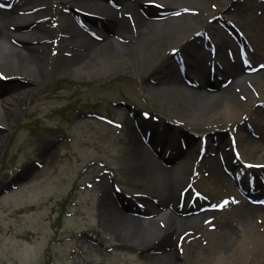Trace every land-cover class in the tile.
Wrapping results in <instances>:
<instances>
[{
  "label": "rangeland",
  "instance_id": "374dc122",
  "mask_svg": "<svg viewBox=\"0 0 264 264\" xmlns=\"http://www.w3.org/2000/svg\"><path fill=\"white\" fill-rule=\"evenodd\" d=\"M21 1L7 0L6 4L23 16L28 12L20 9ZM51 1L54 9L69 13L75 8L78 13L75 20L82 17L92 26L91 19L106 17L95 15L87 7H77L72 0ZM250 1L207 0L200 12L204 22L218 19L215 25L228 39L226 54L238 58L242 53L237 48L243 39L236 18L246 15L264 18V0H256L261 3L259 6L255 0ZM250 3L253 9L248 8ZM152 4L161 14L155 18L168 15L169 11L163 9L162 3L153 1ZM227 9H230L229 16L223 15ZM245 10L246 15H243ZM42 20L22 29L52 34L49 40L53 43L42 55L49 72L37 80L11 128L5 127L0 116V132L7 133L0 145V264H172L171 248H176L183 264H198L197 253L200 246L207 245V237H173L171 246L157 248L154 242L158 239L154 236L133 235L123 228L106 224L108 213L102 203L106 194L103 183H107L112 196L122 200L120 203L133 204L131 212L141 218L152 217L146 210L151 204L147 200L156 203L161 197L152 182L135 176L142 158L134 154L127 125L133 124L139 132L138 124L163 128L178 124L170 107H164L160 96L145 87L149 71L134 64L138 61L131 54V46L117 48L118 42L127 41L115 36L107 43L108 50L122 52V56L135 65L131 70L119 69L88 77L71 76L57 64V57L70 46L71 34L61 26L57 14ZM77 24L79 26V22ZM199 30L195 29L192 35L200 34L206 39L209 31ZM175 43L166 41L162 44L150 62L154 63L158 58L156 63L161 64L176 49L172 47ZM204 46L212 57H208L205 64L206 69H210L220 58L213 43L208 41ZM196 59L200 62L198 57ZM51 66L56 70H51ZM14 69L19 68L0 62V95L7 89L27 86L30 78L25 75L14 78L10 73ZM179 73L185 75L183 71ZM261 102L256 101L255 105ZM0 108L2 110L1 103ZM245 130L258 138L257 128L250 126ZM215 131L227 134V140L233 137V126L226 122L204 127L200 134ZM144 142L154 155L150 143ZM210 143L214 146L216 141ZM229 144L227 162L234 166L227 163L228 168L220 157L222 168L232 178L239 168L248 182L254 171L260 170L253 167L252 162L250 166L249 160H244L239 144ZM156 146L159 143L154 141V149ZM154 157L160 159L156 154ZM179 162V158L174 161L175 164ZM204 164L199 160L189 166L184 175L186 180L180 183L177 192L181 197L190 188L197 192L202 204L210 205L222 195L223 183ZM187 178L188 183L182 188ZM257 225L264 227V221ZM136 242H144V246H134Z\"/></svg>",
  "mask_w": 264,
  "mask_h": 264
},
{
  "label": "bare ground",
  "instance_id": "6f19581e",
  "mask_svg": "<svg viewBox=\"0 0 264 264\" xmlns=\"http://www.w3.org/2000/svg\"><path fill=\"white\" fill-rule=\"evenodd\" d=\"M153 1L162 3L163 9L169 11L168 15L155 18L161 14L152 4ZM3 2L4 0H0V62L19 68L10 72L14 78L21 75L30 78L27 86L7 89L0 95V116L5 127L11 128L37 80L49 72L42 55L53 43L49 40L52 34L24 31L22 28L57 14L62 22L61 26L71 34L70 46L57 57V64L74 77L102 75L119 69L131 70L135 65L132 66V62L125 59L122 52L120 54L118 50H108L107 47L113 37L125 38L127 43L118 42L117 48L131 46V54L138 61L134 64L149 71V81H144L145 87L160 96L163 106L170 107V113L178 122L177 125L168 124L166 129L173 136L184 134L190 140L183 149L158 159L151 154L136 127L127 123L134 154L137 158H142L135 176L152 182L161 197L156 203L147 200L151 204L146 210L152 217L141 218L132 213L133 204L125 206L120 203L122 200H117L114 194L112 196L107 183H103L106 194L102 203L108 213L106 224L120 230L123 228L133 235L142 233L154 236L158 239L154 242L157 248L161 245L171 246L173 237H207V245L200 246L197 253L198 264H264V227L257 225L259 221H264V203H254L245 198L239 187L253 195L256 194L255 185L240 182L235 184L231 176L224 172L220 161L224 153L229 157L230 142L241 146L244 160L264 167V18L246 15L248 8L253 9L252 4L243 13L246 16L236 18L243 45L247 49L245 53L243 49V55L238 58L226 54L228 39L215 25L218 19L204 22L201 11L207 0H72L77 7H85L95 15L106 16L104 19L90 20L97 28L85 24L93 34L78 26L75 8L68 13L51 7V0H23V4L19 5L20 9L29 13L20 16L16 14V10L3 7ZM255 4L261 5L256 0ZM223 15L229 16L230 9ZM12 25L15 26L11 27ZM197 28L199 31L202 28L209 31L206 39L200 34L192 35ZM166 41L176 42L172 47H178V50L184 51L191 58L185 67L184 76L177 71V67L173 68L174 60L169 55L161 64L156 63L158 58L154 63L150 62ZM208 41L216 46V54L220 58L213 63L216 67L213 78L212 72L205 67L207 58L212 59L204 46ZM237 50H241V46ZM197 57L200 62H197ZM51 70L56 69L51 66ZM260 100L262 102L255 105ZM223 122L233 126V137L228 138L229 140L226 138L227 134L218 131L200 134L204 127ZM250 126L255 130L257 128L258 138L247 133L245 128ZM147 132L148 130L144 134L147 135ZM6 134L0 132V145ZM200 135L207 137L209 141H220L216 146L209 145L206 148L202 160L209 171L223 183V193L213 202L215 207L210 210L203 209L199 199L192 200V189L187 190L183 200L180 199V192H177L180 183L186 180L185 172L198 160L197 150L200 147L197 148L196 145H200ZM172 138H167V145L173 142ZM164 141L165 139H161L160 143L165 144ZM178 158L181 162L175 164L174 161L177 162ZM230 164L234 166V163ZM237 170L239 174V168ZM255 174L260 178V172ZM188 180L187 178L182 188L186 187ZM259 185L264 184L259 182ZM143 243L136 242L133 245L143 247ZM178 254L176 248H171L169 256L172 257V264H183Z\"/></svg>",
  "mask_w": 264,
  "mask_h": 264
}]
</instances>
